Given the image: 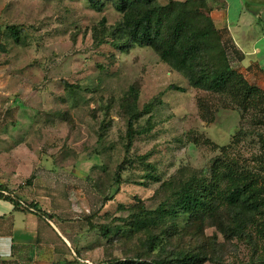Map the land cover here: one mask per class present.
Segmentation results:
<instances>
[{"label": "rangeland", "instance_id": "1", "mask_svg": "<svg viewBox=\"0 0 264 264\" xmlns=\"http://www.w3.org/2000/svg\"><path fill=\"white\" fill-rule=\"evenodd\" d=\"M101 1L98 11L86 0H11L14 11L0 24L16 27L19 41L10 30L0 33V183L26 205L41 206L66 232L71 245L63 241L54 264L151 262L180 252L201 253L203 264L258 263L264 236L253 225L239 236L229 227L221 230L220 223L230 221L226 206L206 221L170 218L173 235L163 239V253L161 246L149 253L145 235L101 234L100 227L124 225L129 213L121 205L142 200L158 207L168 181L170 208L180 187L194 181L220 193L240 176L264 185V106L262 112L244 111L233 99L192 88L152 47L120 38L123 15L112 1ZM171 1L159 0L164 6ZM241 1L264 23V0ZM207 5L213 11L222 3ZM211 12L203 11L216 30ZM260 47L264 53V40ZM132 87L139 109L152 108L135 126L151 131L134 137L126 111ZM124 166L126 182L117 191L116 170ZM66 250L70 256L63 261Z\"/></svg>", "mask_w": 264, "mask_h": 264}, {"label": "trees", "instance_id": "2", "mask_svg": "<svg viewBox=\"0 0 264 264\" xmlns=\"http://www.w3.org/2000/svg\"><path fill=\"white\" fill-rule=\"evenodd\" d=\"M86 1L98 11H101L104 5L101 0ZM110 1L123 15L117 32L120 38L126 39L127 44L152 47L160 60L173 71L184 76L192 88L233 99V102L244 111L262 112L264 91L249 84L243 74L232 68L223 32L211 30L206 24L207 17L203 11L208 13L212 11L208 7L209 4L207 5L208 0H200L198 4L172 0L166 6L161 5L159 0ZM105 21L102 19V26L105 25ZM7 30L12 31V37L19 41L16 27L8 26ZM95 39L99 40L97 35ZM102 43L103 41H98V44ZM208 55L216 58L208 59L211 58ZM130 101V104L126 105L129 116L128 135L134 137L151 131L150 128L142 131L135 128L137 122L148 115L152 108L147 107L144 111L139 109V92L134 87L130 90ZM199 109L204 110L205 117V107L201 102ZM145 166L152 172L153 168L150 164ZM125 169L124 166L116 170L117 191L126 182L122 176ZM147 178L151 181H161L160 177H155L153 174H148ZM231 180H233L231 187L221 193L215 191L213 186H204V183L199 181L183 185L171 200V208L168 181L163 183L162 189L160 188V192L164 193V200L158 207L150 209L142 200H138L129 208L121 205V210L129 213L126 222L120 220L124 227L121 224L116 225L113 230L100 227V232L106 237L114 233L122 238L126 235L128 239L145 235L147 251L153 253L161 246L160 251L163 253L166 247L163 245V239H170L173 235L170 232V218L187 215L192 219L200 217L202 221H206L216 218L223 209L228 211L230 221L229 225L221 222V230L226 231L229 227L231 234L239 236L246 233L249 225H253L256 226L257 232L264 236V185L253 177L240 176ZM2 187L5 188L3 185ZM110 199L114 200V197ZM15 204L19 206L18 203ZM33 206L27 205L28 208L24 209H33L40 217L46 218L36 205ZM223 206L226 207L222 208ZM161 223L165 228L160 233H156ZM205 261L206 257L201 253L180 252L172 258L169 255L151 262L133 259L114 264H203ZM251 264H264V258L258 263Z\"/></svg>", "mask_w": 264, "mask_h": 264}, {"label": "crops", "instance_id": "3", "mask_svg": "<svg viewBox=\"0 0 264 264\" xmlns=\"http://www.w3.org/2000/svg\"><path fill=\"white\" fill-rule=\"evenodd\" d=\"M0 1L4 2L3 8L0 5L1 22L14 8L11 0ZM221 3L220 8L211 12L210 18L214 28L223 32L232 68L239 70L248 81L264 87V53L260 47L264 40V23H261V14L245 10L241 0H221ZM5 30L7 26L1 23L0 33ZM16 200L22 199L16 196ZM16 200H0V264H54L55 259L63 255V249H59L63 241L71 245L66 232L57 228L56 218L46 215L41 206L34 204L46 218L40 217L33 209L17 206ZM65 252L63 261L70 256L69 250Z\"/></svg>", "mask_w": 264, "mask_h": 264}, {"label": "built area", "instance_id": "4", "mask_svg": "<svg viewBox=\"0 0 264 264\" xmlns=\"http://www.w3.org/2000/svg\"><path fill=\"white\" fill-rule=\"evenodd\" d=\"M2 199H12L16 200V196L11 193L10 191L6 190L2 187V184L0 183V200ZM20 207L22 208H28L24 201L22 200H16Z\"/></svg>", "mask_w": 264, "mask_h": 264}]
</instances>
